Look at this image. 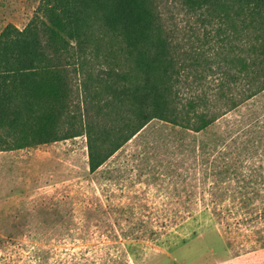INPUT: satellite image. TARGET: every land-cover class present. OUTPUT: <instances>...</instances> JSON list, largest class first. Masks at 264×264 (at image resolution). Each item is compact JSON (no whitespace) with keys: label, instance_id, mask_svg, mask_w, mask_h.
I'll return each mask as SVG.
<instances>
[{"label":"rangeland","instance_id":"obj_1","mask_svg":"<svg viewBox=\"0 0 264 264\" xmlns=\"http://www.w3.org/2000/svg\"><path fill=\"white\" fill-rule=\"evenodd\" d=\"M152 2L182 101L218 118L198 133L153 120L93 174L84 136L0 152V264H264V65L232 83L228 47L197 41L216 28ZM40 4L0 0V32Z\"/></svg>","mask_w":264,"mask_h":264},{"label":"trees","instance_id":"obj_2","mask_svg":"<svg viewBox=\"0 0 264 264\" xmlns=\"http://www.w3.org/2000/svg\"><path fill=\"white\" fill-rule=\"evenodd\" d=\"M180 1L216 28L197 41L228 47L232 83L259 73L264 0ZM179 57L152 0H41L23 29L0 32V152L84 136L93 174L153 120L203 131L218 115L182 101Z\"/></svg>","mask_w":264,"mask_h":264}]
</instances>
